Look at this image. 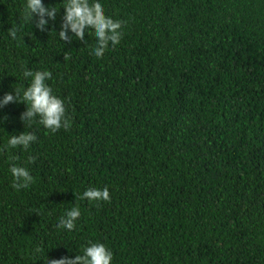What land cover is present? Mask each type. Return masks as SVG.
<instances>
[{
    "label": "trees",
    "instance_id": "obj_1",
    "mask_svg": "<svg viewBox=\"0 0 264 264\" xmlns=\"http://www.w3.org/2000/svg\"><path fill=\"white\" fill-rule=\"evenodd\" d=\"M24 2L0 0V98L27 86L25 70L50 71L69 127L0 108V264L90 242L112 264H264V0H101L122 22L102 57L94 34L60 40L63 0H43L59 10L46 31ZM24 131L36 140L13 149ZM12 164L27 188L12 187ZM104 187L110 200L82 198ZM72 207L76 227L58 228Z\"/></svg>",
    "mask_w": 264,
    "mask_h": 264
},
{
    "label": "clouds",
    "instance_id": "obj_2",
    "mask_svg": "<svg viewBox=\"0 0 264 264\" xmlns=\"http://www.w3.org/2000/svg\"><path fill=\"white\" fill-rule=\"evenodd\" d=\"M64 10L60 31V40L72 42L73 37L86 41V35L94 34L96 44L92 49L96 57H102L109 45L115 46L120 43L122 22L114 20L105 14L104 5L101 0H63ZM24 15L26 19L40 31H46L50 21L55 20L59 10L55 6H46L43 0H25ZM71 33V36L68 33ZM8 35L15 39L17 32L9 29ZM50 71L25 70L23 77L28 80L23 89H13L0 98V108L10 103H23L26 110L21 113L20 120L24 125H31L38 121L45 129L52 133L61 127L67 129L69 121L66 118L64 100L54 95L47 81L51 79ZM22 93V94H21ZM36 140L31 131H24L18 135L13 134L8 144L13 148L22 147L27 149ZM9 171L13 178L12 187L16 190L27 188L33 181L29 170L24 166L10 165ZM82 198L89 201H108L110 192L107 187L88 188ZM79 207H72L60 218L58 228L72 231L80 217ZM113 253L104 243L90 242L82 250V254L63 256L52 259L48 264H112Z\"/></svg>",
    "mask_w": 264,
    "mask_h": 264
}]
</instances>
